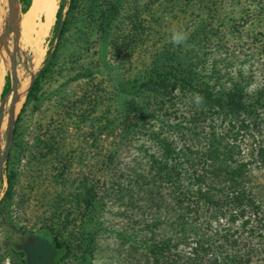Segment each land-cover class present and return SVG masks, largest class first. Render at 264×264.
I'll return each instance as SVG.
<instances>
[{
  "label": "trees",
  "instance_id": "1",
  "mask_svg": "<svg viewBox=\"0 0 264 264\" xmlns=\"http://www.w3.org/2000/svg\"><path fill=\"white\" fill-rule=\"evenodd\" d=\"M31 1L21 0L22 12ZM254 18L264 20V0L58 2L50 45L15 120L5 195L15 160L26 150L24 113L52 96L49 126L58 118L62 123L39 136L36 149L39 159L62 164L65 182H77L81 226L76 237L47 225V234L29 238V251L49 255L58 246L67 264H92L102 226L97 215L109 185L115 199L138 211L129 219L138 226L128 234L134 264H264V78L242 72L223 78L214 52L228 50L226 35ZM172 20L175 25L164 31ZM174 29L187 33L186 43L169 42ZM152 31L160 37L150 56L125 69ZM260 48L264 53V44ZM106 51L125 70L121 76L106 71ZM74 81L78 85L71 86ZM9 86L7 76L2 95ZM119 94L125 96L122 108ZM196 94L202 103L195 102ZM71 124L82 132L79 162L88 159L85 150L96 153L87 172L70 181V159L58 150L59 136ZM103 135L109 145L99 153ZM129 144L137 154L123 169L120 155Z\"/></svg>",
  "mask_w": 264,
  "mask_h": 264
},
{
  "label": "rangeland",
  "instance_id": "2",
  "mask_svg": "<svg viewBox=\"0 0 264 264\" xmlns=\"http://www.w3.org/2000/svg\"><path fill=\"white\" fill-rule=\"evenodd\" d=\"M59 1L67 2L68 0H57V6ZM7 2L8 0H0V20L4 14ZM153 6H155V4H153ZM237 10L238 8L232 10L235 11L233 13L235 16L238 15L236 12ZM227 12H231V10H227ZM247 13L252 17L253 12L251 10ZM146 17L148 18V16ZM250 21L253 22L247 23L244 27L240 26L239 32L233 33L229 35V37L226 35V45L229 48L228 50H214L216 60L221 64L219 66L221 67L223 78L232 77L235 79V75L238 73L240 74L241 72L244 77L254 75L256 81H260L264 78V53L260 51V47L264 44V26H261V24L264 25V20H261V23H257L255 18ZM175 23V20L167 22V26H163L164 31H170ZM9 29L11 32L6 35V39L9 50H12V27H9ZM50 35L51 30L44 40V54L42 55L41 60L36 64L32 60L33 56L29 48L24 47L21 40L19 41V47L16 51L18 80L26 81L30 79L31 81L33 76L41 68L46 51L50 45ZM159 37L158 33L153 32L150 40L144 42V44L141 45L142 47L136 49L130 56L125 69L129 66L135 69L136 67H139L141 61L147 60V57H149L154 50L153 43L158 41ZM1 50L3 51L4 56L1 61L5 67V83L7 76L10 79L9 73L11 61L7 51L4 48ZM105 57V62L108 65L106 71L111 74L112 77H116L117 75L121 76V73H125V70L118 65L111 55V52L106 51ZM103 63L104 62L100 65L101 68L103 67ZM229 70L231 71L230 75L225 73ZM116 79L119 80L120 77L118 76ZM105 80L108 82L107 79ZM111 81L113 80H110V82ZM78 83L79 82L75 81L71 82V86H76ZM56 85V83L51 84L50 89L54 88ZM2 89L0 90V97H2ZM124 99L125 96L123 94L118 95V104L120 108H122ZM22 103L23 102L19 104V107L16 110L17 115L20 112ZM53 103L54 99L50 96L42 101L38 110L33 109L32 106L29 105L24 113L21 141L23 142L22 145L26 147V150H24V154L19 161L15 160L13 166L14 174L12 175L13 184L10 196L5 195V192L8 189L6 176L8 158L5 161L3 179L0 184V255L3 253H5L6 256L8 255L14 239H27L30 235L35 233L47 234V225L53 226L57 224L60 232V229L62 228L61 233L63 235L74 234L76 237L79 226H81V216L76 207L77 199L75 193L77 192V182H72V184L69 181L65 182L61 176V170L63 169L61 168L62 164L60 163L57 165L52 162L50 163L47 160L44 161V159H39L38 153L40 152L36 149L37 146V148L40 146L37 144L38 137H44L45 135L43 133L47 132V129L52 128L53 125L58 127L62 123V120L58 118L55 120V123H52L49 126V123L52 120L51 115H55L53 113ZM7 104L5 107V114L8 116ZM7 120L6 124L3 126L4 136L2 147L5 143L4 139ZM163 121V124L167 122V120ZM171 123L173 124L174 122L171 121ZM157 124L159 123L157 122ZM157 124L156 126H158ZM81 133L80 129L76 130L75 126L71 124L67 127V130L62 132V135L59 136L61 138L62 146L59 147L58 151L61 152L62 155L66 152L67 157L70 159V165L67 171V177L70 181L74 177H77V174L81 172V170L87 172L89 165L92 163V157L96 153L94 148H91L90 150L85 148L87 149L85 152L88 159L84 160V164L79 162L77 155L78 144L82 141ZM109 140L110 138L106 140L105 135L101 137V148L98 150L99 153L105 152L108 148ZM137 140L136 137H133L132 141L136 142ZM137 142L141 143L142 140ZM123 146L125 147L121 152L120 158L122 167L125 169L124 164L130 162V160L135 157L137 150L134 145L130 146L129 144V148L127 145ZM104 187H106V196L102 197V202L104 204L103 206H99L100 211L97 215L102 226L98 232L92 264H134L132 258L133 255L131 254V256L129 254L131 239L128 234L135 232L136 229H138V226L135 225L134 221L131 222L129 219L133 218L132 220H135L134 215L137 217L136 213L138 211H135L134 208L127 209L126 204H122V202L114 198L115 195L112 188H109V185ZM72 194L75 195L74 198H72ZM68 195L69 197H67ZM135 206L138 205L135 204ZM129 213H133V215L129 217ZM131 225H134V228ZM127 228L130 230H127ZM123 234L125 235L122 236ZM59 238H61V235ZM62 252V249H59L54 254V258L59 261V264H67L65 260L61 259Z\"/></svg>",
  "mask_w": 264,
  "mask_h": 264
},
{
  "label": "water",
  "instance_id": "3",
  "mask_svg": "<svg viewBox=\"0 0 264 264\" xmlns=\"http://www.w3.org/2000/svg\"><path fill=\"white\" fill-rule=\"evenodd\" d=\"M21 0H8L4 14L0 20V50L4 48L9 54L11 61L10 68V86L9 89L2 95L0 103V184L3 179V169L5 161L8 158L9 151L13 142L14 135V124L16 120V106H15V93L18 89V64L16 61V51L19 47L20 41V16L22 14ZM9 27H12L13 32V42L12 50H9L6 35L11 32ZM53 49V46L52 48ZM37 74V73H36ZM35 74V75H36ZM35 75L29 83L31 85ZM29 88V87H28ZM27 93V92H26ZM8 102V120L5 130V143L3 145L4 130L2 127L3 116L5 112L4 103Z\"/></svg>",
  "mask_w": 264,
  "mask_h": 264
},
{
  "label": "bare ground",
  "instance_id": "4",
  "mask_svg": "<svg viewBox=\"0 0 264 264\" xmlns=\"http://www.w3.org/2000/svg\"><path fill=\"white\" fill-rule=\"evenodd\" d=\"M56 9L57 0H32L28 9L20 16V40L22 45L28 47L31 51L33 56L32 60L35 64L41 60L44 54V40L51 30ZM3 58V51L0 50V90L2 89L5 76V67L1 61ZM29 83L30 79L26 81L18 80V89L14 97L16 108L24 101ZM7 103H4V108ZM7 118L8 116L4 112L2 127L6 124Z\"/></svg>",
  "mask_w": 264,
  "mask_h": 264
},
{
  "label": "flooded vegetation",
  "instance_id": "5",
  "mask_svg": "<svg viewBox=\"0 0 264 264\" xmlns=\"http://www.w3.org/2000/svg\"><path fill=\"white\" fill-rule=\"evenodd\" d=\"M31 237L35 238L36 235L32 234L29 238ZM29 238H23L22 240L14 239L8 255L6 256L5 253L0 255V264H54V253L60 248L52 246V252L49 255L42 249L34 248L33 251H29Z\"/></svg>",
  "mask_w": 264,
  "mask_h": 264
},
{
  "label": "clouds",
  "instance_id": "6",
  "mask_svg": "<svg viewBox=\"0 0 264 264\" xmlns=\"http://www.w3.org/2000/svg\"><path fill=\"white\" fill-rule=\"evenodd\" d=\"M187 39H188V35L185 31H183L182 29H174L171 32L169 42L172 43L173 45L179 46L186 43ZM194 100L197 104L203 102V98L199 96V94L195 95Z\"/></svg>",
  "mask_w": 264,
  "mask_h": 264
}]
</instances>
